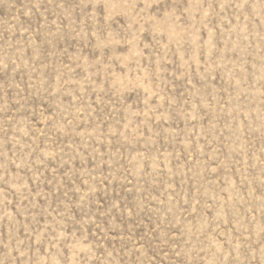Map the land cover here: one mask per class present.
<instances>
[{
  "label": "rangeland",
  "instance_id": "1",
  "mask_svg": "<svg viewBox=\"0 0 264 264\" xmlns=\"http://www.w3.org/2000/svg\"><path fill=\"white\" fill-rule=\"evenodd\" d=\"M0 264H264V0H0Z\"/></svg>",
  "mask_w": 264,
  "mask_h": 264
}]
</instances>
